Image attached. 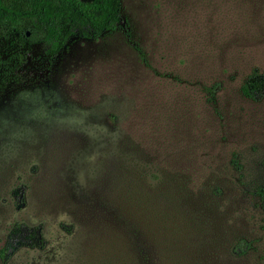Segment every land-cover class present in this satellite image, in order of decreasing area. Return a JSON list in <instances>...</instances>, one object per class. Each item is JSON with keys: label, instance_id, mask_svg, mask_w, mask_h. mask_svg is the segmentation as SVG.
Instances as JSON below:
<instances>
[{"label": "rangeland", "instance_id": "1", "mask_svg": "<svg viewBox=\"0 0 264 264\" xmlns=\"http://www.w3.org/2000/svg\"><path fill=\"white\" fill-rule=\"evenodd\" d=\"M253 71L264 0H121L53 59L0 37V249L43 236L0 264H264Z\"/></svg>", "mask_w": 264, "mask_h": 264}, {"label": "trees", "instance_id": "2", "mask_svg": "<svg viewBox=\"0 0 264 264\" xmlns=\"http://www.w3.org/2000/svg\"><path fill=\"white\" fill-rule=\"evenodd\" d=\"M120 20L121 0H0V37H12L20 47L39 43L51 59L72 36L96 39L113 30ZM241 90L259 100L264 95V72H251ZM257 194L264 210V185ZM24 245L42 246V232L38 226L15 223L0 255L6 257ZM238 248L242 249V242Z\"/></svg>", "mask_w": 264, "mask_h": 264}]
</instances>
